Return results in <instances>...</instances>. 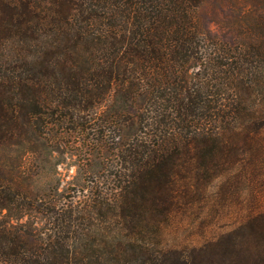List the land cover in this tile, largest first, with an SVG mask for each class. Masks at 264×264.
I'll return each mask as SVG.
<instances>
[{
	"label": "trees",
	"instance_id": "1",
	"mask_svg": "<svg viewBox=\"0 0 264 264\" xmlns=\"http://www.w3.org/2000/svg\"><path fill=\"white\" fill-rule=\"evenodd\" d=\"M263 137L264 0H0V264H264L161 225Z\"/></svg>",
	"mask_w": 264,
	"mask_h": 264
},
{
	"label": "rangeland",
	"instance_id": "2",
	"mask_svg": "<svg viewBox=\"0 0 264 264\" xmlns=\"http://www.w3.org/2000/svg\"><path fill=\"white\" fill-rule=\"evenodd\" d=\"M250 151L251 160L240 164L235 174L237 185H228L232 176L225 175L208 186L205 194L173 208L169 219L161 222L163 241L179 248L199 245L245 224L250 215L264 212V137L250 141ZM57 170L61 191L71 194L77 183L71 180L75 168L62 164ZM77 180L83 183L82 178Z\"/></svg>",
	"mask_w": 264,
	"mask_h": 264
}]
</instances>
